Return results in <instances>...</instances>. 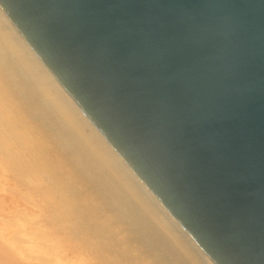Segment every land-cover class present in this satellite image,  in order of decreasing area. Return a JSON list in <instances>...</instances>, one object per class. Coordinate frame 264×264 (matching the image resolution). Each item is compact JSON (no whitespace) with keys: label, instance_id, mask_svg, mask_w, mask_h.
<instances>
[{"label":"water","instance_id":"obj_1","mask_svg":"<svg viewBox=\"0 0 264 264\" xmlns=\"http://www.w3.org/2000/svg\"><path fill=\"white\" fill-rule=\"evenodd\" d=\"M0 9L212 264H264V0Z\"/></svg>","mask_w":264,"mask_h":264},{"label":"bare ground","instance_id":"obj_2","mask_svg":"<svg viewBox=\"0 0 264 264\" xmlns=\"http://www.w3.org/2000/svg\"><path fill=\"white\" fill-rule=\"evenodd\" d=\"M0 170V184H17L27 202L17 209L24 219L11 237L27 249H50V260L48 251L40 257L44 261L212 264L63 92L1 9Z\"/></svg>","mask_w":264,"mask_h":264},{"label":"rangeland","instance_id":"obj_3","mask_svg":"<svg viewBox=\"0 0 264 264\" xmlns=\"http://www.w3.org/2000/svg\"><path fill=\"white\" fill-rule=\"evenodd\" d=\"M16 185L17 184L14 185V183H11V184L5 183V185H4V183L0 184V199L3 200V203L0 202V242H2L3 245H5V246H3L0 243V254L2 253L0 256L1 257L0 258V264H2L3 262H8L9 264L10 263L11 264H14V263L15 264H47V262H48V264H55V263H51L47 260L44 261V259L40 258V257L44 258L48 254L47 253V251H48L49 254L47 256V259L50 260V258H51L50 257V251H49L50 249L48 250V248H44V247H41L39 245H37L35 247L36 249L35 248L34 249H27L24 247V245H25L24 243H21L19 240H16V238H17L16 236H14L16 238H14L13 236L11 237V233L14 232L15 230H17L20 227L19 225L21 223H23V219H24V217L22 216L23 214L21 213V211H18V210H20V209L24 210V207L27 206L26 205L27 202H24V200H25L24 195L23 194L21 195V192H20V190H18V187H17L18 185L17 186ZM12 186H13V188H12ZM18 191L20 193H18ZM28 206H30V205H28ZM31 207L32 206H30V208ZM12 220L14 221L13 223H12ZM16 221L18 222L17 224H15ZM14 224H15V226H13ZM16 225H18L19 227ZM29 235H30V233H29ZM9 237L14 238V239H10ZM37 241H38L37 235H33L32 242L35 243ZM19 244H21V245H19ZM21 246L24 248H20ZM3 247H7V248H5V250H4ZM72 247L74 248V245L70 246V248H72ZM42 248H44V249H42ZM6 249L9 252H7ZM13 251H15V252H13ZM40 251L41 252L44 251V252L41 253ZM32 252H34V254H32ZM11 253L15 254V256L12 255ZM44 253L45 254L47 253V254L45 255ZM66 253L70 255V251H67ZM18 254H20L19 256H21V257H19ZM3 255L5 257H3ZM6 257H8V258H6ZM48 257H50V258H48ZM13 258H15V259L13 260ZM1 259H3L4 261H2ZM17 260H18V262H17ZM65 263L68 264V262H65Z\"/></svg>","mask_w":264,"mask_h":264}]
</instances>
